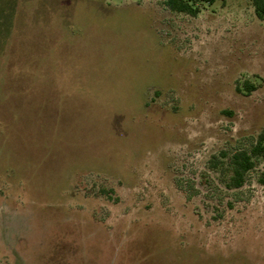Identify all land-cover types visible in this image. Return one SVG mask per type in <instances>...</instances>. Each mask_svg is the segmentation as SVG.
Listing matches in <instances>:
<instances>
[{
	"label": "rangeland",
	"instance_id": "rangeland-1",
	"mask_svg": "<svg viewBox=\"0 0 264 264\" xmlns=\"http://www.w3.org/2000/svg\"><path fill=\"white\" fill-rule=\"evenodd\" d=\"M263 128L251 0H0V264H264Z\"/></svg>",
	"mask_w": 264,
	"mask_h": 264
},
{
	"label": "trees",
	"instance_id": "trees-1",
	"mask_svg": "<svg viewBox=\"0 0 264 264\" xmlns=\"http://www.w3.org/2000/svg\"><path fill=\"white\" fill-rule=\"evenodd\" d=\"M216 1L218 0H165V6L172 12L194 17L199 13V6L212 5ZM251 3L256 18L264 21V0H251ZM254 88L251 83H244L246 92H251ZM259 159L264 160V128L248 151H237L230 157L228 164L230 178L227 187L230 189L242 187L246 174L254 168L255 160Z\"/></svg>",
	"mask_w": 264,
	"mask_h": 264
}]
</instances>
